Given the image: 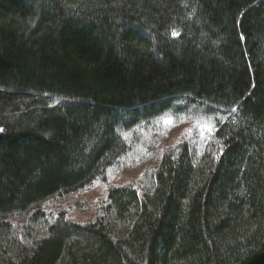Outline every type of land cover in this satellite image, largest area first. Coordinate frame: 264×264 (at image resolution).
Returning <instances> with one entry per match:
<instances>
[{"label": "trees", "instance_id": "1", "mask_svg": "<svg viewBox=\"0 0 264 264\" xmlns=\"http://www.w3.org/2000/svg\"><path fill=\"white\" fill-rule=\"evenodd\" d=\"M186 110L201 151L46 211ZM0 264H264V0H0Z\"/></svg>", "mask_w": 264, "mask_h": 264}, {"label": "rangeland", "instance_id": "2", "mask_svg": "<svg viewBox=\"0 0 264 264\" xmlns=\"http://www.w3.org/2000/svg\"><path fill=\"white\" fill-rule=\"evenodd\" d=\"M166 120L171 123H165ZM214 125L212 118L203 114L194 115L187 110L176 117L163 116L157 119L148 129L138 130L137 142H140H136L134 151L124 161L109 171L106 182L97 180L70 195L52 198L44 204L46 211L57 215L59 211L65 210L69 219L85 221L100 208L110 186L129 183L147 185L151 171L165 149L188 141L201 151ZM130 136L131 133L125 135L127 139Z\"/></svg>", "mask_w": 264, "mask_h": 264}, {"label": "snow or ice", "instance_id": "3", "mask_svg": "<svg viewBox=\"0 0 264 264\" xmlns=\"http://www.w3.org/2000/svg\"><path fill=\"white\" fill-rule=\"evenodd\" d=\"M175 35V34H174ZM165 123H171V121L166 120Z\"/></svg>", "mask_w": 264, "mask_h": 264}]
</instances>
